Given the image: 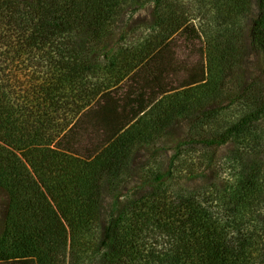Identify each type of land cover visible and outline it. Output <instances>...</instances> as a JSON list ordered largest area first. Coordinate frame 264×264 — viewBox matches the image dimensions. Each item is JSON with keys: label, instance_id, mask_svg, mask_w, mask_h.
Masks as SVG:
<instances>
[{"label": "trees", "instance_id": "trees-1", "mask_svg": "<svg viewBox=\"0 0 264 264\" xmlns=\"http://www.w3.org/2000/svg\"><path fill=\"white\" fill-rule=\"evenodd\" d=\"M128 1L0 0V12L7 8L22 14H16V19H22L26 28L18 36L24 35L35 53L41 55L31 62L48 82L47 91H40L44 97L37 91L16 101L11 100L0 81V188L8 195L0 233V263L264 264V231L261 227L249 229L264 215L260 169L252 170L245 182L236 184L230 192L255 214L245 221L233 215L237 201L220 214L215 195L209 193L200 199L185 191L177 201L168 202L141 197L132 205H123L115 198L104 220V190H122L115 180L127 169L133 149L150 139L138 126L146 123L145 115L159 109L161 99L146 103L142 87L138 95L129 99L132 104L125 117L118 121L114 120L115 113L107 117L112 120L111 134L102 144L87 148V155L71 151L66 144L71 142L81 117L97 101L102 102L103 111H111L108 104L112 90L118 86L107 84L102 88L88 81L90 74L100 68V55L107 56L105 63L110 67H115L116 61L109 59V51H96L95 44L89 49L95 53L91 60L84 52V39L77 42L74 36L88 29L93 32L92 38L103 40L102 36H109L113 29L121 5ZM160 1L154 0L156 4ZM20 4L23 8L16 9ZM10 14L15 18L14 13ZM4 35L0 33V38ZM250 39L252 48L264 56V0H258ZM47 55L51 60L46 62L43 56ZM32 74V78L37 76ZM38 76L36 79L41 78ZM149 81L159 85L162 75L152 74ZM51 85L53 92L49 93ZM65 87L70 93L62 92ZM245 91L247 88L242 90ZM215 97L221 98V92H213L196 105L174 101L162 111L163 116L153 118L152 130L161 132L176 115L197 108L204 112L203 105ZM261 119L264 120V101L222 131L186 142L221 146ZM178 156L175 152L169 168L155 174L152 183L173 177ZM104 177L112 180L106 186Z\"/></svg>", "mask_w": 264, "mask_h": 264}, {"label": "rangeland", "instance_id": "rangeland-1", "mask_svg": "<svg viewBox=\"0 0 264 264\" xmlns=\"http://www.w3.org/2000/svg\"><path fill=\"white\" fill-rule=\"evenodd\" d=\"M121 6L113 29L109 36H102L103 40L92 38L93 32L88 29L74 36L77 42L84 39V52L91 60L95 53L89 49L95 44L96 51H109V59L116 61V66L110 67L105 63L107 56L100 55V68L90 74L88 81L102 88L107 84L118 86L112 90L113 100L108 104L111 111H103L102 102L98 103L94 96L97 104L81 117L82 122L66 146L69 144L71 151L87 155V148L102 144L111 134L112 120L108 121L107 117L111 113H115V121L125 117L132 104L129 99L144 87L146 103L161 99L159 109L145 115V124L137 125L143 127L144 135L150 139L133 149L127 169L115 180L122 190L111 192L107 187L104 190V220L115 198L123 205H132L141 197L168 202L177 201L184 191L193 192L200 199L209 193L215 195L219 203L217 210L224 214L237 201L230 193L236 184L241 182L242 185L254 169H260L264 179V120L253 123L221 146L187 143L186 140L214 135L264 101V56L252 48L250 39L258 0H161L159 4L154 0H129ZM20 8L23 4L16 6ZM10 13H14L15 18ZM16 14L22 15L7 8L0 12V33L5 34L0 38V81L11 100L19 101L37 91L44 97L40 91H47L48 82H44L43 74L36 72L31 62L41 55L35 53V47L24 35L18 36L26 26L22 19H16ZM160 47V52L151 58ZM43 57L46 62L51 60V56ZM32 73L37 76L32 78ZM157 73L162 75V81L159 85L151 84L152 74ZM38 75L41 78L36 79ZM120 77L122 82L118 83ZM52 88L49 86V93L53 92ZM245 88L246 93L242 92ZM161 89L167 93L163 94ZM62 90L70 93L67 87ZM215 91L221 92V98L206 102L204 112L197 108L188 114L176 115L174 122L161 132L152 130L153 118L163 116L162 111L169 104L175 101L196 105ZM61 113L64 115L63 111ZM175 152L179 156L173 177L165 178L163 183H152L155 174L169 168ZM102 180L104 186L112 181L108 177ZM7 203L8 195L0 188V233ZM236 204L233 213L236 218L245 221L255 215L252 209L238 201ZM256 227L264 231V215L261 221L249 225V229Z\"/></svg>", "mask_w": 264, "mask_h": 264}]
</instances>
